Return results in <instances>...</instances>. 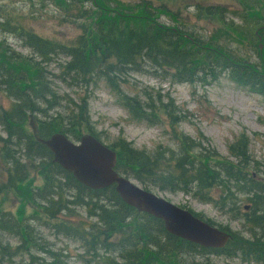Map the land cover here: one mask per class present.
Listing matches in <instances>:
<instances>
[{
    "label": "trees",
    "instance_id": "16d2710c",
    "mask_svg": "<svg viewBox=\"0 0 264 264\" xmlns=\"http://www.w3.org/2000/svg\"><path fill=\"white\" fill-rule=\"evenodd\" d=\"M37 1L62 10L59 19L70 21L79 33L61 43L0 13V93L11 105L0 113L5 134L0 137V161L6 166L0 191L20 193L39 212L26 218L23 213L13 216L0 211V258L10 261L27 252L30 264H67L66 254L52 251L29 223L45 215L55 222L52 227L58 234L79 242L83 264H215L214 258L220 257L264 264V161L252 157L245 132L228 146L226 159L207 139L179 132L173 134L175 148L158 146L153 152L137 150L122 138L106 144L116 152L118 174L149 191L181 192L211 204L246 227L249 236L219 226L230 234L229 242L223 249H206L168 234L160 220L124 204L113 187L91 190L79 184L27 129L32 115L41 139L55 133L75 142L83 134L98 139L90 125L89 99L100 81L119 95L133 120L155 124L161 114L171 126L180 124L184 117L169 97L165 103L155 101L157 106L146 91L144 99L120 91V83L132 74L206 84L226 72L232 81L264 99V0H232L236 8L196 6L198 19L218 18L226 26L208 38L194 29L161 22V17L176 21L177 16L153 0ZM10 36L29 56L13 49L6 39ZM242 40L255 49L258 63L234 50L244 44ZM53 63L57 75L49 70ZM55 80L75 89L76 99L59 94ZM31 172L40 175V187L25 188ZM3 235L16 237L19 244L11 246ZM32 249L44 258L31 254Z\"/></svg>",
    "mask_w": 264,
    "mask_h": 264
},
{
    "label": "rangeland",
    "instance_id": "374dc122",
    "mask_svg": "<svg viewBox=\"0 0 264 264\" xmlns=\"http://www.w3.org/2000/svg\"><path fill=\"white\" fill-rule=\"evenodd\" d=\"M119 1L128 3L137 0ZM153 3L156 6L163 5L170 13L177 16L176 21L170 17H161V22L167 25L194 29L201 37L205 38L210 35L214 36L220 29L223 32L226 26L218 18L198 19L196 6L237 7L232 0H153ZM0 7V13L4 12L10 17L18 18L27 28L46 39L67 43L74 40L79 33L70 21L64 23L63 20L59 19L63 13L62 10L48 1L0 0ZM233 21L238 25L240 24L237 20ZM6 39L16 52L29 56L30 52L22 48L16 38L10 36ZM241 42L244 44H239L237 49H233L241 56L249 59L251 63H258L255 49L247 46L248 41L242 40ZM57 69L56 63L49 67V70L56 75ZM55 82H57L59 94H67L70 98L76 99L75 89H71L57 80ZM119 88L124 94L130 96L138 94L142 99H144L146 91L157 106L158 102L155 103V101L161 99L165 103L169 97L184 119L177 126H171L161 114H159V121L155 124L135 121L121 106L119 95L111 91L105 82L100 81L91 89L89 114L90 125L103 144H110L117 138H122L131 142L137 150L153 152L158 146L175 148L173 134L179 132L192 139H207L211 148L226 159L229 157L228 146L239 134L245 132L250 138L249 149L252 157L258 162L264 161V99L232 81L226 72L219 75L216 80H211L206 84H180L166 76L154 77L147 74H132L126 78L125 82L120 83ZM10 106V100L0 93V113L9 109ZM27 129L31 132L29 126ZM4 136L5 134L0 128V137ZM203 142L206 143L207 141ZM5 179L6 166L0 161V183L3 184ZM41 185L40 175L31 172L25 183V188H36ZM151 192L178 207L191 210L203 219L211 220L217 227H227L231 232L249 236L246 227L240 220L220 212L211 204H204L181 192L168 193L156 190H151ZM0 211L10 213L13 216H19L23 213L27 216L26 218H33L35 214H39L38 209L25 196H21L16 191H0ZM78 214L83 215L82 213ZM29 223L52 251L66 254L64 261L67 264H83L79 257L83 254L79 242L58 234L52 227L55 222L49 220L45 215H41L40 219H31ZM3 240L8 241L11 246L19 244L16 237L7 238L6 235H3ZM26 254L28 253H23L10 261L7 258H0V264H30ZM31 254L43 258L45 256L43 253H38L36 249H32ZM214 262L215 264H248L239 259L223 257L214 258Z\"/></svg>",
    "mask_w": 264,
    "mask_h": 264
},
{
    "label": "water",
    "instance_id": "95a60500",
    "mask_svg": "<svg viewBox=\"0 0 264 264\" xmlns=\"http://www.w3.org/2000/svg\"><path fill=\"white\" fill-rule=\"evenodd\" d=\"M261 49L260 43L259 50ZM29 127L36 142L51 152L53 162L84 187L91 190L113 187L124 204L137 213L160 220L168 234L199 247L223 249L229 242L231 236L228 232L118 174L114 169L117 162L116 152L94 136L83 134L75 142L64 134L55 133L48 139H41L37 135V126L32 115L29 117Z\"/></svg>",
    "mask_w": 264,
    "mask_h": 264
}]
</instances>
